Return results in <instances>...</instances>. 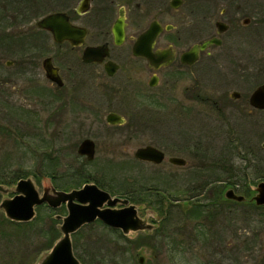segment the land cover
I'll list each match as a JSON object with an SVG mask.
<instances>
[{
	"label": "flooded vegetation",
	"instance_id": "obj_1",
	"mask_svg": "<svg viewBox=\"0 0 264 264\" xmlns=\"http://www.w3.org/2000/svg\"><path fill=\"white\" fill-rule=\"evenodd\" d=\"M23 2L30 9L24 8ZM19 5V18L12 15L9 20L19 21L16 35L5 31L6 14L0 16V27L3 26L5 31L1 34L2 40L6 36L16 40L19 37V96L25 101L23 107L32 104L30 111L35 115L33 126L37 130L33 133L47 137L49 141L47 156L52 170L46 174L49 181L41 184L39 193L43 194L45 188L69 192L93 183L118 199L114 205L104 203L101 208L120 210L132 206L139 221L137 229L124 232L121 227H112L96 219L71 233L73 253L81 264L84 263L81 255L75 253L73 241L88 238L89 234L80 231L86 225H100L115 234L118 251L137 249L134 257H137L138 264H145L140 249L149 250L155 258L150 262L157 264L162 252L183 251L178 248V238L172 235L175 231L185 235L182 232L186 219L178 228L167 227L174 216L179 217L174 212L195 219L206 206L204 219L210 220L209 215L226 208L228 202L239 204L224 197L231 184L215 190L216 193L211 189V200L201 202L203 194L200 191L205 190L211 180L198 182L199 175L206 171L197 168L199 163L196 169L193 166V170L185 175L167 169V165L171 168L191 164L190 159L173 153L182 150L180 146L189 145V142H183L189 139H169L168 143L174 147L165 149V152L164 148L149 143V140L146 142V132L151 126L152 115L162 110L167 113V117H162L169 118L173 112L181 125H192L202 110L208 115L211 113L208 118L212 119L213 125L218 121L220 128L226 126L231 135H236L234 130L240 120L252 124L251 128L258 132L262 124L259 116H264V108L253 103V95L257 90L264 93V0H19ZM55 13H62L63 18L75 27L73 30L63 25V20L59 21L63 31L73 35L76 41H56L50 29L37 24L41 18ZM28 14L39 17L29 22L23 19ZM51 25L58 26L55 21ZM76 29L84 32L81 39H77ZM12 63V60L5 61L7 66ZM233 112H238V121L236 118L232 120ZM109 114L122 120L110 121L107 119ZM100 126L105 127V136L97 141V132L93 129ZM237 136L224 137L223 151L216 154V150H212L207 164L210 175L216 169L228 173V176L235 174L231 170L235 156L232 151L238 145L232 148L230 144H234V140L245 141L243 134ZM59 139L74 143L67 149L76 150L77 158L84 160L82 165H64L63 170L57 169L62 165L61 149L56 147ZM85 139L93 142L94 154L90 160L87 155L79 153V146ZM251 139L253 144L252 136L246 138ZM135 141L144 144L134 149L135 161L150 165L167 163L159 174L131 178L119 175L121 168L117 158L122 156L118 152L119 146ZM145 146L161 151L162 161L154 163L138 159L136 150ZM246 147L251 155L255 152L252 146ZM263 148L264 141H261L259 149ZM99 149L103 155L98 158L95 168L89 169L87 165H94ZM239 154L237 152L236 156ZM191 155L196 161L204 156L196 149ZM172 158L183 159L184 164H177ZM241 158L247 164L246 168L250 166L246 163V155ZM263 180L247 181L240 192L251 195L252 187ZM15 194L11 192L7 198ZM243 204L264 208L254 202ZM39 206L50 210L54 220L52 230L57 231L52 234L53 243L48 245V252L63 236L59 227L62 217L68 214V206L67 202H61L57 207L43 203L35 207V215ZM0 212L5 218L2 222L8 221L13 228L17 226L18 229L19 223H26L7 217L3 209ZM193 225L192 239L196 237V230L198 235L208 234L201 223L193 222ZM216 230L213 226L208 232ZM4 231L7 233L1 240L2 250L6 251L0 255L2 264L8 263L6 261L10 258H5L8 252L19 249L16 241L12 247L13 233H9V229H2ZM168 245L176 246L169 249ZM103 257L98 264H102ZM140 257H143L142 261ZM112 264L120 263L114 260Z\"/></svg>",
	"mask_w": 264,
	"mask_h": 264
},
{
	"label": "rangeland",
	"instance_id": "obj_2",
	"mask_svg": "<svg viewBox=\"0 0 264 264\" xmlns=\"http://www.w3.org/2000/svg\"><path fill=\"white\" fill-rule=\"evenodd\" d=\"M26 9H30L25 6ZM19 0H0V16L6 14L7 26L6 32L15 34L17 28L19 29V21L16 19L9 21L12 15L18 16L19 18ZM32 14V13H31ZM33 15L23 16V19L29 22L37 19ZM6 20V19H5ZM26 21H24L26 23ZM32 23H30L31 25ZM5 29V28H4ZM3 26L0 27V179L4 178V183L9 191L7 193H0V201L9 197L11 192L14 193L15 182L20 178L30 177L36 184V188L41 192V184H47L48 172H51L52 167L47 156L48 138L41 137L34 134L33 122H35V115L32 111V104L25 106V101L22 96H19V37L17 40L6 36L7 38L2 40V33L5 32ZM16 35V34H15ZM14 35V36H15ZM6 60H12L11 65H5ZM31 100V97H28ZM41 105V103H39ZM26 108V109H25ZM31 110V111H30ZM208 111V109H205ZM173 113V112H172ZM170 113V117H167V113L162 110L153 114L151 119V126L147 130L146 142L149 140L151 144L156 145L164 150H170L174 147L169 139L187 138L189 145L180 146L182 150L174 151L176 154L190 159L191 164L185 166H174L168 167L166 162L160 165H150L146 163H139L133 159V151L136 147L144 145L143 142L135 141L128 145L119 146L118 152L122 154L117 158L119 161V169L122 177L138 176V175H152L159 174L161 170L166 167L174 171H178L180 174L185 175L197 167L200 171L206 170L204 175H199L198 182L204 179L211 180L209 185L205 186V190H202L203 203H208L211 199L209 192L211 189L219 190L227 184H231L232 188L237 193L244 190L247 181L255 183L260 178H264V148H260L261 141H264V116L259 119L262 121L261 127L258 128V132H255V128L251 126L247 121L240 120V125L234 130L236 135L229 133L226 126L220 128L219 122L215 125L211 122V113L200 111L199 118L193 122L192 125H181L176 119L175 115ZM126 118L127 114L122 113ZM217 114V113H216ZM238 112L232 113V120L237 119ZM43 116H47L46 113H41ZM166 116V117H162ZM68 118L65 119L67 121ZM238 121V119H237ZM213 126H216L213 128ZM124 127V126H123ZM229 127V126H228ZM105 127L94 128L96 133V140H102L105 133H103ZM123 130L126 132L125 128ZM223 132V133H222ZM245 137L244 140L233 141L234 144H230L233 148L238 145L237 149L234 148L231 168L235 174L228 176V173L214 170L213 174L208 173L210 169L209 158L212 150L215 149L216 154L219 151H223L225 148L226 140L224 137H235L241 135ZM221 134V136H219ZM119 134L118 136H121ZM237 136V137H239ZM252 136L254 139L252 144L251 140H246ZM165 139V141H164ZM69 140L59 139L56 143V147L61 149L60 155L62 159V165L57 167L58 170L66 168L64 165H71L77 167L84 163L82 158H77L76 150L67 149V146H72L74 143H70ZM74 142V141H73ZM76 142V141H75ZM246 143V144H245ZM250 143V144H248ZM252 146L255 152L251 155L246 149ZM252 144V145H251ZM178 147V146H175ZM223 148V149H222ZM127 149V150H126ZM193 149L198 150L204 156H200L201 159L196 161L195 156L191 155ZM165 150V152H167ZM240 150V151H239ZM258 151V152H256ZM240 152L239 156L236 153ZM248 153V155L246 154ZM169 154V153H168ZM102 151L99 149L97 158L94 165L88 164L87 167L91 169L95 168L96 164L99 163L98 158L102 156ZM246 155V163H250V166L245 164V161L241 158ZM197 162V163H196ZM202 162L204 166L200 165ZM124 163V164H123ZM194 166V168H193ZM193 168V169H192ZM260 168V169H259ZM262 168V169H261ZM245 169V171H244ZM247 169V170H246ZM259 170V171H258ZM258 171V173H257ZM15 173H19L18 178L13 179L16 176ZM259 172H261L259 174ZM165 174V173H164ZM167 175L169 173H166ZM209 174V175H208ZM263 174V175H262ZM20 176V177H19ZM127 177V178H128ZM13 181L11 182V180ZM254 186V185H253ZM253 188V187H252ZM229 206V207H228ZM224 211L227 213L222 214ZM219 212V213H218ZM174 216V220L168 222L169 227L178 228L184 219L186 224L183 225V232L181 234L177 231L173 232L175 238H178L180 247L183 251H171L162 252L156 261L157 264H264V209L254 208L241 204L229 203L226 208L217 210L214 214L209 215L210 220L205 218L207 213L206 206L203 207V212L198 218H184L180 216ZM50 210L46 206L36 208L35 217L26 223H19V227H11L8 221H3L5 218L0 212V255L4 254L6 250H2V240L4 235L7 233L3 230H10L9 233H13L12 247L18 244L19 249L16 252H8V263L4 264H37L39 260L47 253L48 245H51L52 234L57 231H53V221ZM223 216V217H222ZM178 217V219H177ZM214 217V218H213ZM225 218V219H224ZM172 221H177L174 223ZM2 222V223H1ZM193 222L201 223L204 225L208 234L200 233L198 235L197 230L195 231L196 237H194V225ZM213 223V225L211 224ZM180 224V225H179ZM201 225V226H202ZM216 227V231L208 232V229ZM52 230V231H51ZM83 233H87L88 238L78 239L73 241L74 250L76 254L81 255L82 262L84 264H98L103 257L102 264H112L114 260L120 264H138L137 257H134V253L137 249L133 250H117L115 246V234L110 230L100 225H86L80 230ZM167 231H165L166 233ZM201 232V231H200ZM16 233V234H15ZM161 233V232H160ZM158 233V235L160 234ZM192 239V240H191ZM214 241L212 242L211 240ZM156 239L153 241L155 242ZM209 242V244H208ZM123 243V242H120ZM8 246V244H6ZM176 246V245H175ZM174 245H168V248H175ZM177 248V247H176ZM226 248V249H224ZM8 249V247H7ZM221 249V250H219ZM10 251V250H9ZM141 254L145 258V264H151L155 260L149 250L140 249ZM10 253V255H9ZM102 253V254H101ZM1 259V256H0ZM157 259V258H156ZM2 264V260H0ZM154 264V263H153Z\"/></svg>",
	"mask_w": 264,
	"mask_h": 264
},
{
	"label": "water",
	"instance_id": "obj_3",
	"mask_svg": "<svg viewBox=\"0 0 264 264\" xmlns=\"http://www.w3.org/2000/svg\"><path fill=\"white\" fill-rule=\"evenodd\" d=\"M60 19L64 21L63 25L73 30L75 29L66 18H63L62 13L46 15L37 24L40 27L50 29L56 41L64 39L76 41L73 35L71 36L69 32L63 31L62 23L59 22ZM53 21L57 22V27L51 25ZM76 32H78L77 39H81L84 32L80 30ZM8 63L11 62L8 61ZM253 96V103L258 107L264 108V93L257 90ZM107 119L110 121L112 119L122 120L121 117L115 114H109ZM79 153L87 155L89 160L92 159L94 154L93 142L90 139H85L79 146ZM135 156L140 160L154 163H159L163 159L161 151L152 146L138 148ZM172 161L177 164H184V160L180 158H172ZM8 191L9 188L0 183V192L7 193ZM13 191L16 194L11 198L3 199L0 203V209H3L7 217L19 222L32 220L35 216V207L40 204L47 203L51 207H57L61 202H67L68 214L62 217L59 227L63 236L54 243L52 248L37 264H81L73 253L70 235L84 224L91 223L96 219L112 227H121L124 232L138 228L139 221L134 216L135 210L132 206L120 210L112 209L111 207L101 208L104 203L108 206L114 205L118 199L112 198L109 193L99 189L93 183L85 184L80 189H74L69 192L45 188L43 194H40L34 181L30 177H26L20 178L16 182ZM224 197L239 204L254 202L257 206H264V180L252 188L249 196H245L244 193H237L232 187H229L226 189ZM140 260L142 261L143 257H140Z\"/></svg>",
	"mask_w": 264,
	"mask_h": 264
},
{
	"label": "trees",
	"instance_id": "obj_4",
	"mask_svg": "<svg viewBox=\"0 0 264 264\" xmlns=\"http://www.w3.org/2000/svg\"><path fill=\"white\" fill-rule=\"evenodd\" d=\"M14 175H16V176H14V177H12L13 179H16V178H18V175H19V173H15L14 172ZM1 177V176H0ZM20 177V176H19ZM13 179L11 180V182L13 181ZM0 182H4V178H2V179H0ZM254 208H259V207H254ZM262 209H264V208H262Z\"/></svg>",
	"mask_w": 264,
	"mask_h": 264
}]
</instances>
